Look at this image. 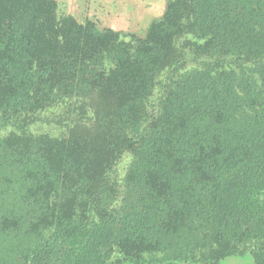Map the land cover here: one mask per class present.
<instances>
[{
    "label": "trees",
    "instance_id": "obj_1",
    "mask_svg": "<svg viewBox=\"0 0 264 264\" xmlns=\"http://www.w3.org/2000/svg\"><path fill=\"white\" fill-rule=\"evenodd\" d=\"M246 255L264 264V0H166L134 33L0 0V264Z\"/></svg>",
    "mask_w": 264,
    "mask_h": 264
},
{
    "label": "rangeland",
    "instance_id": "obj_2",
    "mask_svg": "<svg viewBox=\"0 0 264 264\" xmlns=\"http://www.w3.org/2000/svg\"><path fill=\"white\" fill-rule=\"evenodd\" d=\"M59 8L67 14L80 21L86 18H94L99 23L114 31L124 33H134L144 30L152 20L160 17L162 11L157 12L156 17L144 18V12L152 5L146 0H56ZM148 8V9H147ZM159 13V14H158ZM127 164V163H126ZM124 159L118 164V171L121 172L125 167ZM115 260V259H112ZM222 264H253L250 255L244 257H227L222 260Z\"/></svg>",
    "mask_w": 264,
    "mask_h": 264
},
{
    "label": "crops",
    "instance_id": "obj_3",
    "mask_svg": "<svg viewBox=\"0 0 264 264\" xmlns=\"http://www.w3.org/2000/svg\"><path fill=\"white\" fill-rule=\"evenodd\" d=\"M143 1V0H142ZM150 3L151 8H147L148 12H144L142 15H144V18H146L147 15H149V18H154L157 15V12L162 11L164 8V4L166 3V0H146ZM159 14V13H158ZM158 16V15H157ZM159 17V16H158Z\"/></svg>",
    "mask_w": 264,
    "mask_h": 264
}]
</instances>
